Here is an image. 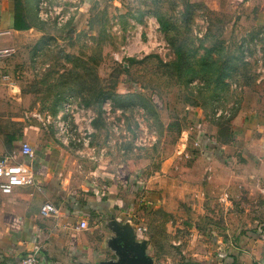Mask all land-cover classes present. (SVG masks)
I'll return each mask as SVG.
<instances>
[{"label":"rangeland","instance_id":"rangeland-1","mask_svg":"<svg viewBox=\"0 0 264 264\" xmlns=\"http://www.w3.org/2000/svg\"><path fill=\"white\" fill-rule=\"evenodd\" d=\"M85 1L50 0L69 13L63 24L58 25L56 13L48 20L39 17L2 43L13 52L0 58V155L20 158L22 143L36 149L65 120L80 138L74 140V157L94 169L97 186L114 201L115 211L105 213V228L95 236L103 238L109 230L122 254L140 249L138 256L148 259L144 249L149 244L159 256L152 264L185 258L197 264L215 249L211 238L224 233L225 223H246L245 207L237 208V214L221 201L166 203L160 196L151 204L148 190L133 187L129 177L143 173L145 186H153L148 179L168 159L179 164L192 160L203 121L209 129L216 126L219 141L230 143L225 134L238 114H264V30L252 20L256 9L235 0H93L81 13ZM161 19L169 23L168 30ZM73 22L74 44L50 34L66 33ZM172 39L195 55L196 67L195 61L210 53L216 70L188 81L190 75H181L172 64ZM61 45H74V54ZM218 76L222 82H216ZM11 79L20 85L17 96L11 95ZM127 82L124 88L137 89L132 94L119 92ZM104 91L118 98L104 100L100 113L97 102L85 100ZM61 110L66 116L57 119ZM124 165L130 167L127 174L119 173ZM119 175H127L121 185L134 188L136 211L117 212L123 196L115 182ZM98 223L99 215L92 213L90 224ZM127 262L128 257L120 258L119 263Z\"/></svg>","mask_w":264,"mask_h":264},{"label":"crops","instance_id":"crops-1","mask_svg":"<svg viewBox=\"0 0 264 264\" xmlns=\"http://www.w3.org/2000/svg\"><path fill=\"white\" fill-rule=\"evenodd\" d=\"M39 1L0 0V47L9 49V55L13 48L3 47L2 43L11 34L32 26L33 21L39 22ZM235 1H246L248 6H253L256 10L253 9L252 20L264 30V0ZM91 3L93 0H86L80 12L90 8ZM79 18L78 15L75 21ZM72 26L63 35L57 30L50 34L74 44V22ZM63 48L74 54V45ZM7 83L12 87L11 95L17 96L20 85L13 79ZM119 92L123 93L120 89ZM65 116L61 110L56 118ZM237 118L225 134L230 143L219 141L215 136L216 126L209 129L203 121L194 138L195 157L181 164L168 159L148 179L149 183L155 182L153 186H145L143 173L135 172L129 177L133 187L148 190L151 204L160 196L161 202L166 203L181 200L195 204L197 198L211 204L221 201L226 209L235 207L231 211L237 214V208L245 207L242 216L247 218L246 223L240 222L243 226L239 222L225 223L226 228L222 229L225 234L215 233L211 238L215 249L209 256L201 255L197 264H264V114L247 112L238 114ZM236 138L240 140L234 143L232 140ZM34 150V157L11 155L14 161L33 170L36 184L15 187L11 193L0 190V264H20V259L35 249H39L46 264H121L120 258L127 257L129 262L123 264H152L159 257L149 244L143 248L149 259L138 256L142 250L136 251L130 246L129 251H134L122 254L115 244L116 238H111L107 229L103 238L95 236L96 231L103 232L105 228V213L115 211L114 201L106 198L109 193L97 186L99 175L94 169L89 170L74 157L72 138L63 135L57 127ZM121 168L119 173L130 171L127 165ZM121 175L115 180L118 191L123 193L118 214L137 209L132 195L134 188L130 190L121 185L127 183V175ZM45 201L60 208L57 217L42 215L41 206ZM92 213L99 215L98 225L90 224ZM84 219L88 222L87 229L79 228ZM151 248L154 253L150 252ZM194 260L185 258L176 264H195L191 263Z\"/></svg>","mask_w":264,"mask_h":264},{"label":"built area","instance_id":"built-area-1","mask_svg":"<svg viewBox=\"0 0 264 264\" xmlns=\"http://www.w3.org/2000/svg\"><path fill=\"white\" fill-rule=\"evenodd\" d=\"M54 13H56L58 25L63 24L68 18L69 13H62L61 8L57 9V6H51L50 0H40L38 5V15L40 19L48 20L54 18ZM72 14V13H71ZM1 35V33H0ZM11 51L7 48L0 47V58L9 55ZM9 75H4L3 78L7 79ZM68 108L65 109V112ZM74 116V111L70 110ZM221 112L218 113L220 115ZM72 126V125H71ZM59 131L73 140H80L74 134V128L70 127V124L65 120H62L58 125ZM78 138V139H77ZM21 152L23 155L28 157H33L35 154L34 148L29 143H22ZM36 184V177L33 170L24 165L23 163L16 162L11 154L0 155V190L4 193H11L15 187L20 186H33ZM41 213L44 216L57 217L60 214V208L50 201H45L41 206ZM79 228L87 229V220H82L79 223ZM146 230L145 227L141 228ZM39 249H35L32 253L24 255L20 259V264H46L45 259L39 254ZM257 264H263L258 262Z\"/></svg>","mask_w":264,"mask_h":264},{"label":"trees","instance_id":"trees-1","mask_svg":"<svg viewBox=\"0 0 264 264\" xmlns=\"http://www.w3.org/2000/svg\"><path fill=\"white\" fill-rule=\"evenodd\" d=\"M189 7L190 8L188 9V11L184 12L185 21H189V19H190L189 15L192 12L193 5L190 4ZM161 23H163V25L165 23L164 26H166V27L164 28V30L165 31L168 30V28L170 27L169 23L164 22L163 19H161ZM170 42L174 46V49H175L174 51H175V55H176V58H175V60H173L172 64L175 65V67L177 68V70L179 71V73L181 75H190V78L187 79L188 81L192 80L195 76L203 75L202 71L203 72L207 71V73H213L216 70V67L213 65V63H211V61L209 59V57L211 55L207 51H206V54L200 58V60L198 59L197 61H195V64H196V62L199 64V66L196 67V65H193L194 60H195V55L190 54L187 50H185L183 48L182 41L180 43V42H178L177 39H172V40H170ZM210 58H212V57H210ZM165 65H168V63H166ZM221 80H222L221 77L218 76V78L216 79V82L217 83L222 82ZM126 85H128V82H127V84H124V85L122 84V86H126ZM127 87H128V89L124 88V87L121 89L124 94H132L135 90H137L133 87L131 88L130 86H127ZM108 98H111L112 100L116 101L118 96L117 95L111 96V94L104 91L103 93L98 95L97 99H94V100H92V99L87 100L86 99L85 101L88 105H90L93 102H97L98 106L100 108L103 101L108 99ZM100 113H101V108H100ZM142 264H149V263L143 262Z\"/></svg>","mask_w":264,"mask_h":264}]
</instances>
